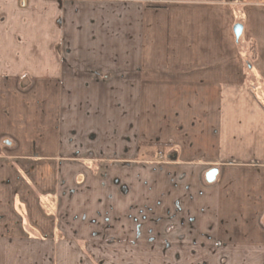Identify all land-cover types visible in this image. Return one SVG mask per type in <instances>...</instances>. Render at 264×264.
Masks as SVG:
<instances>
[{
  "label": "crops",
  "instance_id": "obj_1",
  "mask_svg": "<svg viewBox=\"0 0 264 264\" xmlns=\"http://www.w3.org/2000/svg\"><path fill=\"white\" fill-rule=\"evenodd\" d=\"M0 264H264V0H0Z\"/></svg>",
  "mask_w": 264,
  "mask_h": 264
},
{
  "label": "rangeland",
  "instance_id": "obj_2",
  "mask_svg": "<svg viewBox=\"0 0 264 264\" xmlns=\"http://www.w3.org/2000/svg\"><path fill=\"white\" fill-rule=\"evenodd\" d=\"M247 68H248V64H247ZM92 169L94 168V166L93 167H91ZM149 171H147L146 173H143V172H141V173H139L140 174V176H143V178H145V179H143L142 181H141V186H146V189H149L150 187H151V182L147 179V177H146V174L148 173ZM97 173H99V174H102V173H100V171H99V169H97ZM104 181V180H103ZM149 210L148 208H146V207H144L143 205H141L140 203H139V205L137 206V207H135V206H133V209H132V211H131V216H132V218L133 219H137V224L138 225H143V220L145 219V218H148V219H150V216L148 217V213H147V211L146 210ZM152 218V217H151Z\"/></svg>",
  "mask_w": 264,
  "mask_h": 264
},
{
  "label": "water",
  "instance_id": "obj_3",
  "mask_svg": "<svg viewBox=\"0 0 264 264\" xmlns=\"http://www.w3.org/2000/svg\"><path fill=\"white\" fill-rule=\"evenodd\" d=\"M233 32H234L236 40H238L242 32V25L240 23H236L233 27ZM215 174H216V170L209 171L207 173V180L211 181L213 177L215 176Z\"/></svg>",
  "mask_w": 264,
  "mask_h": 264
},
{
  "label": "built area",
  "instance_id": "obj_4",
  "mask_svg": "<svg viewBox=\"0 0 264 264\" xmlns=\"http://www.w3.org/2000/svg\"><path fill=\"white\" fill-rule=\"evenodd\" d=\"M146 2H149V3H154L156 2L157 0H145Z\"/></svg>",
  "mask_w": 264,
  "mask_h": 264
}]
</instances>
